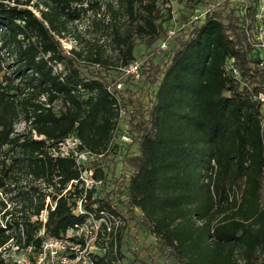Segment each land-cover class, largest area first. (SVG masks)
<instances>
[{
	"label": "trees",
	"instance_id": "16d2710c",
	"mask_svg": "<svg viewBox=\"0 0 264 264\" xmlns=\"http://www.w3.org/2000/svg\"><path fill=\"white\" fill-rule=\"evenodd\" d=\"M200 1L0 0V264H14L7 248L33 257L91 214L122 210L139 211L158 264H264V66L245 31L256 7L225 4L158 49ZM87 18L102 43L79 29ZM69 36L85 47L66 49ZM140 56L141 78L114 90L119 67ZM100 232L112 237L94 264H114L121 233Z\"/></svg>",
	"mask_w": 264,
	"mask_h": 264
},
{
	"label": "built area",
	"instance_id": "2783aa9c",
	"mask_svg": "<svg viewBox=\"0 0 264 264\" xmlns=\"http://www.w3.org/2000/svg\"><path fill=\"white\" fill-rule=\"evenodd\" d=\"M225 4L238 6L241 8L243 13H247L250 9L251 4L256 7L254 12V18L250 20L248 18L245 31L248 37V41L253 46L254 50L261 54L260 66H264V0H256L254 3H251L250 0H201L194 7H192L191 12L188 14V18L181 21H175L174 26H172L166 36L161 39L158 44V49L167 48L169 40L177 34V32L184 27L191 25L193 23H201L208 16L212 15L216 10L224 7ZM235 58L230 59L229 68L232 69L233 73L239 77V70L234 65ZM141 65L142 60H134L128 64L119 67L120 76L114 83V90H121L123 88V80L125 78L131 77L135 80L141 78ZM259 98L264 103V94L261 93ZM124 114V111L121 113ZM121 139L126 142H131L132 137L127 133H122ZM77 141V140H76ZM78 142V141H77ZM63 143H61L62 145ZM62 149V147H61ZM68 151H64L67 153ZM78 157V162L80 163L82 159L86 158L91 153L81 152L76 153ZM81 179L85 188H91L95 183V180L92 176V173L88 170H84L81 174ZM70 187V186H69ZM84 199H81L78 202L77 211H83V202ZM47 211H44L41 214V218H45ZM45 214V216H44ZM107 216L100 219L95 218L94 214H91L89 222L84 226L77 229H70L62 237H49L42 244V248L34 255V259L30 255L24 256L21 259H13L14 264H41L45 262H50V264H94L92 253L93 246L90 241L98 240L99 235L101 234L102 223L107 226V230L111 231V227L107 224ZM89 223H93L92 232L90 238L88 237V228ZM88 237V238H87ZM82 238L83 242H79L78 239ZM14 251H18V246H12ZM1 250V249H0ZM31 249H28V254ZM25 254V253H23Z\"/></svg>",
	"mask_w": 264,
	"mask_h": 264
},
{
	"label": "rangeland",
	"instance_id": "374dc122",
	"mask_svg": "<svg viewBox=\"0 0 264 264\" xmlns=\"http://www.w3.org/2000/svg\"><path fill=\"white\" fill-rule=\"evenodd\" d=\"M174 5L175 8H177V3L175 1L170 2ZM171 4V5H172ZM34 9V8H33ZM36 11V9H34ZM37 12V11H36ZM38 14V12H37ZM92 18H87L85 21L80 22L79 29L83 32L84 36L86 39L90 41H98L100 38V43H102L105 39V35H103V32L101 29L96 28L94 25L91 24ZM62 43L66 49H71L73 47L76 48H83V43L78 42L76 39H74V36H69L68 38L62 39ZM108 53L111 52V48L108 45L107 46ZM136 54L144 53V56H148L149 54H146V47L143 44H138L135 49ZM140 59L142 58L141 56L139 57ZM138 96V94L136 95ZM26 127L25 123H20L18 125V130L23 131ZM35 137H39L35 133ZM77 144V141L69 138L66 141L63 142L61 145L62 151L66 152L69 150V148L75 147ZM134 148V147H133ZM86 158H84L85 160ZM117 159L116 156L113 157H108L106 159V163L114 164L113 161ZM113 160V161H111ZM117 170L116 174L120 172V169L122 167V162L117 161L116 163ZM122 175L126 179L130 175V168L128 166L123 167L122 169ZM126 181V180H124ZM115 183V178H112L106 186H102L103 193L106 191L108 192L113 184ZM7 198V196H5ZM10 205V204H9ZM137 214H139V211H126L122 210L121 215L115 216L114 218H107V224L108 226L111 227V231L113 230L114 232L120 231L121 233V250L120 254L117 255L116 260L114 261V264H158L164 262V257L159 251L157 247V242L152 234H150L148 231L145 230L141 226V224L138 222ZM45 216V214H44ZM92 225L93 223H89V228H88V237L90 238L91 232H92ZM87 237V238H88ZM112 235L103 232L101 238L102 239H107V240H96V241H90V243L93 246V251L96 253L103 254L105 249L109 245V238H111ZM99 239V237H98ZM15 248H7L6 250V255L10 256L13 259H21L24 256H28L29 254L27 252L23 251H14ZM25 253V254H23ZM34 259V257L30 258ZM41 264H50V262H43ZM171 264V263H167Z\"/></svg>",
	"mask_w": 264,
	"mask_h": 264
}]
</instances>
